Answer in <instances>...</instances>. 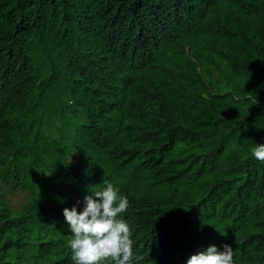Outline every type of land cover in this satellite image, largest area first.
Instances as JSON below:
<instances>
[{
    "label": "trees",
    "instance_id": "trees-1",
    "mask_svg": "<svg viewBox=\"0 0 264 264\" xmlns=\"http://www.w3.org/2000/svg\"><path fill=\"white\" fill-rule=\"evenodd\" d=\"M256 145L264 0H0V264H74L63 209L104 180L133 264H264Z\"/></svg>",
    "mask_w": 264,
    "mask_h": 264
},
{
    "label": "clouds",
    "instance_id": "clouds-1",
    "mask_svg": "<svg viewBox=\"0 0 264 264\" xmlns=\"http://www.w3.org/2000/svg\"><path fill=\"white\" fill-rule=\"evenodd\" d=\"M255 159L264 163V145L252 149ZM106 187L85 197V207L77 211L64 208L63 215L72 233L68 241L74 264H133V240L130 226L118 218L129 207L128 198L119 193L107 180ZM98 198V199H94ZM233 248L225 244L220 251L209 246L205 251L191 255L187 264H234Z\"/></svg>",
    "mask_w": 264,
    "mask_h": 264
},
{
    "label": "rangeland",
    "instance_id": "rangeland-1",
    "mask_svg": "<svg viewBox=\"0 0 264 264\" xmlns=\"http://www.w3.org/2000/svg\"><path fill=\"white\" fill-rule=\"evenodd\" d=\"M72 161H73V162H76V161H77V158L74 157V158L72 159ZM13 199L16 201L15 204L17 205V202H21V201H23V200H24V197H23L22 195H16V196L13 197Z\"/></svg>",
    "mask_w": 264,
    "mask_h": 264
}]
</instances>
